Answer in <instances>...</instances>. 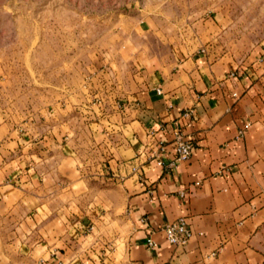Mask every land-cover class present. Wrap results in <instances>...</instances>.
Returning a JSON list of instances; mask_svg holds the SVG:
<instances>
[{
	"label": "crops",
	"instance_id": "crops-1",
	"mask_svg": "<svg viewBox=\"0 0 264 264\" xmlns=\"http://www.w3.org/2000/svg\"><path fill=\"white\" fill-rule=\"evenodd\" d=\"M223 20L156 48H119L93 96L96 168H79L63 117L35 126L0 107V264H264V49L224 48ZM175 123L192 138L190 159L143 166L138 182L123 163L149 131L172 160ZM178 218L192 231L184 248L161 231Z\"/></svg>",
	"mask_w": 264,
	"mask_h": 264
},
{
	"label": "rangeland",
	"instance_id": "rangeland-1",
	"mask_svg": "<svg viewBox=\"0 0 264 264\" xmlns=\"http://www.w3.org/2000/svg\"><path fill=\"white\" fill-rule=\"evenodd\" d=\"M214 14L224 48L264 49V0H0V107L35 126L63 117L79 168H96L101 71L123 44L156 48Z\"/></svg>",
	"mask_w": 264,
	"mask_h": 264
},
{
	"label": "built area",
	"instance_id": "built-area-1",
	"mask_svg": "<svg viewBox=\"0 0 264 264\" xmlns=\"http://www.w3.org/2000/svg\"><path fill=\"white\" fill-rule=\"evenodd\" d=\"M160 94V90H157ZM191 111L187 110L182 113V117L188 118ZM163 131L161 127L159 129ZM172 144L174 148V158L169 162H164V155L167 152L168 143L158 136V131H149L147 133V142L143 145L141 152L132 160L131 163H123L128 168L131 175L135 176L138 182H144L145 178L142 173V167L154 163L157 167L165 170H172L177 163L188 161L192 154V138L185 135L183 129L178 123L172 125ZM145 223V219L141 220ZM165 241L170 246L184 248L192 237V231L189 224L184 218H178L175 221L167 223L161 229ZM146 246L153 249L157 246L149 235L146 239Z\"/></svg>",
	"mask_w": 264,
	"mask_h": 264
}]
</instances>
